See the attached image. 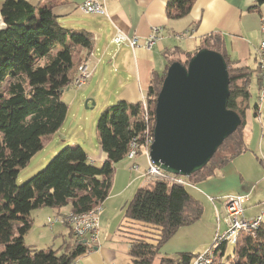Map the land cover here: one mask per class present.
Returning a JSON list of instances; mask_svg holds the SVG:
<instances>
[{
    "label": "trees",
    "instance_id": "trees-1",
    "mask_svg": "<svg viewBox=\"0 0 264 264\" xmlns=\"http://www.w3.org/2000/svg\"><path fill=\"white\" fill-rule=\"evenodd\" d=\"M195 1L170 0L168 18L187 16ZM254 1L257 6L264 5V0ZM1 17L6 28L0 31V264H71L85 251L80 242L75 250L68 246L63 252L25 243L33 226L32 212L71 205V213L84 214L103 205L113 186L115 166L127 157L131 142L138 139L140 145L145 144L144 105L120 101L101 113L97 133L106 156L101 167L92 163L83 148L67 147L43 171L20 185V170L43 149V138L62 129L69 110L62 97L75 88L82 64L76 60L78 48L90 50L93 42L88 33L63 27L50 8L33 7L28 0H6ZM216 42L217 36L206 37L198 51L208 49L223 55L214 46ZM197 52L188 54L182 63L187 64ZM225 59L230 77L228 107L238 113L242 125L219 149L231 146V153L217 161L214 157L202 171L186 178L190 185L212 177L217 169L249 150L244 130L253 71ZM257 72L259 76L258 68ZM165 74L152 75L147 93L151 134ZM255 110L258 117L259 107ZM189 190L159 180L135 193L126 207V219L156 227L159 234L155 244L146 240L143 231L130 241V264H154L161 248L181 227L200 219L203 207ZM251 234L239 233L233 254L227 258L226 244L217 246L216 264H264V222ZM192 259L183 255L177 262L164 260L162 264H190Z\"/></svg>",
    "mask_w": 264,
    "mask_h": 264
},
{
    "label": "crops",
    "instance_id": "crops-1",
    "mask_svg": "<svg viewBox=\"0 0 264 264\" xmlns=\"http://www.w3.org/2000/svg\"><path fill=\"white\" fill-rule=\"evenodd\" d=\"M5 1L0 0V31L5 27L1 17V9ZM84 1L28 0L33 7L50 8L63 27L85 32L91 36L92 48L90 50L78 48L77 61L80 64L90 61L94 66V73L88 84L80 89L67 90L63 94V100L70 107L79 99L82 103L86 99L88 105L95 102L94 107L99 104L110 107L120 101L130 105L146 103L152 75L165 74L170 62H184L187 55L197 52L202 40L210 36L218 37V42L214 43V46L231 62L252 69L253 61L255 71L259 69V58L256 53L264 40V5L257 6L254 0H196L191 12L179 19H170L167 16L166 9L170 0H105L106 15L84 14L79 8ZM155 28L161 29V35L160 40L151 50L132 49L127 45H116L113 42L118 31L130 37L146 39ZM252 129L254 128L251 127ZM81 132L79 135H82ZM252 134L254 137L253 131ZM250 143L252 147L248 145L247 152H252L257 158L258 155L264 156L263 134L256 142L252 138ZM246 153L217 169L212 177L197 181L189 187L190 194L201 203L204 215L209 212L207 221L216 214L220 228L221 215L225 211L223 199L229 196L247 195L249 197L246 203L248 204L247 216L256 217L264 214L261 211L264 201L253 196L256 192L255 184H252V180L244 173V161H239L245 158L242 156ZM143 154L141 153L134 161L126 157L116 164L113 186L99 215V245L90 254L83 252L79 256L78 264H121L117 249V233L120 229L122 232L123 228H127L129 232L125 231V233L130 235L131 230H135L127 226L130 221L125 216L126 207L135 193L148 184L143 173L149 163L146 154ZM143 156L147 160L142 167L140 160ZM105 160L106 156L102 151L98 160L91 161L98 166ZM134 165H137L138 169H134ZM253 166H256L255 161ZM66 207L39 209L36 212L38 215L35 221L40 226L48 224L50 218L71 213V205L66 213L63 212ZM32 214L34 215V212ZM223 218L228 229L227 213ZM125 223L126 225H123ZM59 231L62 232V229ZM129 235H126L129 240L126 241L127 246H125V251L127 249L128 252H130V238H132ZM82 244L85 248L84 241ZM68 246L73 248L71 243L65 248ZM30 247L36 248V246ZM199 251L183 252L178 260H171L165 254L163 257L160 252L161 256L159 255L156 260L158 264H162L164 260L177 262L183 255L194 257L201 254ZM128 256L131 261L129 253Z\"/></svg>",
    "mask_w": 264,
    "mask_h": 264
},
{
    "label": "water",
    "instance_id": "water-1",
    "mask_svg": "<svg viewBox=\"0 0 264 264\" xmlns=\"http://www.w3.org/2000/svg\"><path fill=\"white\" fill-rule=\"evenodd\" d=\"M229 98L228 63L221 53L202 49L187 64L173 62L156 99L151 162L184 178L207 167L242 125Z\"/></svg>",
    "mask_w": 264,
    "mask_h": 264
},
{
    "label": "rangeland",
    "instance_id": "rangeland-1",
    "mask_svg": "<svg viewBox=\"0 0 264 264\" xmlns=\"http://www.w3.org/2000/svg\"><path fill=\"white\" fill-rule=\"evenodd\" d=\"M77 58L78 57L76 56V60ZM251 66L253 71L250 81L251 97L249 100V109L246 115L247 125L244 130V139L250 147H252V144L250 143V140H252V138L256 142L258 138L262 136V134L264 135V109H261L259 116L255 117V108L259 107L260 104V74L258 76V72L256 73V68L254 67L253 61L251 63ZM73 89L76 90V88ZM94 103L95 102H91L90 105H88L87 107L86 99L83 103L82 100L79 99V101H77V103H75L71 107L68 104L69 110L62 129L54 135L43 138V149L40 150L30 160L29 164L25 168L20 170L18 179V183L20 185L24 184L29 179L37 175L39 172L43 171L50 163V161L59 152H61L67 147H81L89 155L90 160H98L100 154L102 153V148L100 146L99 137L97 133V122L101 113L106 110L108 106L99 104L98 106L94 107ZM251 127H253L254 129L251 130ZM252 131L254 133V137L253 134L251 135ZM80 132L82 133V135H79ZM231 151V146H228V148L219 151L218 154L215 156L216 161L218 159L228 156ZM250 151H252V149ZM140 153L146 154L145 150H141ZM242 157L245 158H242L243 160L239 161H244V173L247 175V177L252 180V184H255L256 187V192L253 196H257L262 201H264V156L258 155L257 158L252 152H247L246 155ZM146 160L147 158L145 156L141 158L140 163L142 167L144 166V162ZM254 161L256 163L255 167L253 166ZM238 163L241 164V162ZM102 165L103 164L100 163L98 167H101ZM147 168L145 169V171L147 170ZM262 204L264 205V202ZM247 205L248 204H246L245 206ZM69 208L70 205L63 209V212L66 213ZM263 209L261 211L264 212ZM37 211L38 210L34 211V215L32 214L34 219L33 226L30 232L27 234L26 243L29 246H36V248L39 249L44 248L45 250H47L48 248H52L53 250H59L60 252H63L66 245L71 243L73 245V248L71 250H75L74 245H76V238L73 234H71V228L65 226L62 223L56 224L53 229H51L47 223L40 226L39 223L35 221V217L36 215H38L36 213ZM225 211H223L221 215V228L219 226L220 223L218 222L216 214L214 216H211L210 221H207L209 212H206L205 215L203 213L201 218L195 223L181 227L173 236V238L165 246H163V248H161V255L163 257L167 255V258L171 260H178L181 256L180 254L183 252L194 253L197 250H200L199 252L202 253L203 251L212 247L216 235H223L227 231V227L225 226L223 218L226 216ZM69 214L70 213L60 217H64ZM57 217L58 216L53 218ZM122 219L123 215L121 220ZM123 225H126V223ZM127 226L135 228V230L130 229V235L132 236L130 240L138 238L140 231H143L144 233L141 234L145 236L148 242H151L153 244L157 242L159 231L156 227H147L140 223L131 221ZM59 229H62V232L59 231ZM121 230L122 229H120V232H118L116 236L117 249L119 251V261L121 264H130L128 256L129 252L127 249L125 251V246H127L126 241L129 240L126 238V235L128 236L129 234H126L125 231L129 232V229L123 228L122 232ZM233 249V243H229L226 246V258L233 254ZM154 264H158L157 260L154 261Z\"/></svg>",
    "mask_w": 264,
    "mask_h": 264
},
{
    "label": "built area",
    "instance_id": "built-area-1",
    "mask_svg": "<svg viewBox=\"0 0 264 264\" xmlns=\"http://www.w3.org/2000/svg\"><path fill=\"white\" fill-rule=\"evenodd\" d=\"M79 8L86 15H106L105 10V0H85ZM161 29L155 28L153 33L146 39H141L139 37H130L123 33L122 31H118L114 38L113 42L116 45H127L132 49L136 48H144L147 50H151L154 45L160 40ZM257 58L264 59V40L260 43L257 49ZM94 73V66L90 64L88 67H85L82 71V77L80 80H76L74 83V87L76 89H80L81 87L88 84V82L92 79ZM260 83V97H261V107H259V114L262 109V104L264 103V76L263 78H259ZM147 135H152V143L154 140L153 133L151 134V129H149ZM139 145V140L137 139V145ZM152 144H147V158H148V168L143 173V177L150 182L154 181H166L179 186L191 187L190 183L186 180V178L181 176H175L168 174L161 170L159 167L155 166L150 159V146ZM134 169H138L137 165H134ZM226 207L227 213V224L228 229L223 235H216L214 238V243L212 247L208 248L201 254L194 256L191 260L190 264H216L217 258H211V249L217 248V240L226 239V246L229 243H232L235 238V230L237 226H253V233L257 231L261 227V219L264 217V214L249 217L246 215V203L249 201V197L247 195H236L229 196L223 199ZM70 215L64 217L50 218L48 220V225L52 229L56 224L62 223L68 227V223H70ZM99 232H100V223L99 217H92L89 221L82 222V226L75 227V230H71V233L76 238L77 242L82 244L84 242L85 253L90 254L94 251V249L99 245ZM83 245V244H82ZM79 257L75 259L71 264H78Z\"/></svg>",
    "mask_w": 264,
    "mask_h": 264
},
{
    "label": "bare ground",
    "instance_id": "bare-ground-1",
    "mask_svg": "<svg viewBox=\"0 0 264 264\" xmlns=\"http://www.w3.org/2000/svg\"><path fill=\"white\" fill-rule=\"evenodd\" d=\"M90 64H91L90 61H86L80 65L78 74L75 77L74 83L76 80H80V78L82 77V71L84 70L85 67H88ZM259 74H260V78H263L264 76V59L263 58H259ZM143 105H144V110H145V122L147 124V129L145 131V138H144L145 144L144 143H143L144 145L139 144L138 147H136L137 139H134L131 142L128 153H127V158L129 160L136 159L141 154L140 153L141 150H145L147 154V144H152V135H147V134H148L149 129H152L151 126H153V123L150 121L147 102L144 103ZM259 107H261V97H260ZM262 109H264V103L262 104ZM101 211H102V205L97 206L94 210L88 213H84V214L70 213L69 214L70 217H73V218L70 219V223H68V227L71 228V230H75V227L82 226V222L89 221V219H91L92 217H99ZM263 222H264V217L261 219V225ZM241 232L253 233V226H237V229L235 230V238H234V241H232V243H235L237 236ZM222 244H226V239L217 240V246L222 245ZM215 250L216 249H211V258H215Z\"/></svg>",
    "mask_w": 264,
    "mask_h": 264
}]
</instances>
